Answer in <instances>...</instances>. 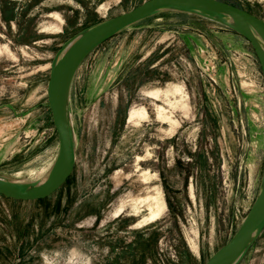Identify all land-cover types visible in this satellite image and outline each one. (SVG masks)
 <instances>
[{"label":"rangeland","instance_id":"374dc122","mask_svg":"<svg viewBox=\"0 0 264 264\" xmlns=\"http://www.w3.org/2000/svg\"><path fill=\"white\" fill-rule=\"evenodd\" d=\"M143 1L0 0L1 176L39 180L54 158L45 84L57 50ZM221 1L264 19V0ZM214 23L157 14L82 61L72 171L47 197L0 195V264H203L233 235L264 170V74ZM155 192L154 218L141 200ZM239 264H264V229Z\"/></svg>","mask_w":264,"mask_h":264},{"label":"water","instance_id":"95a60500","mask_svg":"<svg viewBox=\"0 0 264 264\" xmlns=\"http://www.w3.org/2000/svg\"><path fill=\"white\" fill-rule=\"evenodd\" d=\"M161 13L195 15L233 31L251 46L264 74V19L221 0H144L132 9L93 23L69 37L52 58L45 84L46 103L56 138L54 158L44 180L19 182L0 175V195L13 200L49 196L72 171L75 139L69 93L82 61L103 42L146 18ZM264 229V170L257 194L233 235L203 264H239Z\"/></svg>","mask_w":264,"mask_h":264},{"label":"bare ground","instance_id":"6f19581e","mask_svg":"<svg viewBox=\"0 0 264 264\" xmlns=\"http://www.w3.org/2000/svg\"><path fill=\"white\" fill-rule=\"evenodd\" d=\"M142 112L137 111L135 112L132 117H134L136 114H139ZM131 118V117H130ZM44 180V176L41 178V181ZM141 202H146L148 206V211L151 217H158L164 210L165 204L162 200L160 192H155L154 195H148L145 198L141 200Z\"/></svg>","mask_w":264,"mask_h":264},{"label":"trees","instance_id":"16d2710c","mask_svg":"<svg viewBox=\"0 0 264 264\" xmlns=\"http://www.w3.org/2000/svg\"><path fill=\"white\" fill-rule=\"evenodd\" d=\"M227 3L233 4V3H231V2H227ZM233 5L238 6V5H236V4H233ZM238 7H239V6H238ZM179 14L189 15V14H184V13H179ZM190 16H194V17H196V18H198V19H200V20H202V21H205V22L214 23V22H212V21H210V20H207V19H204V18H201V17L195 16V15H190ZM214 24H216V23H214ZM227 30H229V29H227ZM229 31H230V30H229Z\"/></svg>","mask_w":264,"mask_h":264},{"label":"crops","instance_id":"0c3cea01","mask_svg":"<svg viewBox=\"0 0 264 264\" xmlns=\"http://www.w3.org/2000/svg\"><path fill=\"white\" fill-rule=\"evenodd\" d=\"M176 14H179V13H176Z\"/></svg>","mask_w":264,"mask_h":264}]
</instances>
